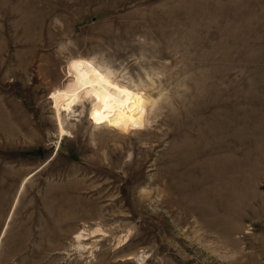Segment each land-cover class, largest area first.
Wrapping results in <instances>:
<instances>
[{"label": "rangeland", "instance_id": "374dc122", "mask_svg": "<svg viewBox=\"0 0 264 264\" xmlns=\"http://www.w3.org/2000/svg\"><path fill=\"white\" fill-rule=\"evenodd\" d=\"M258 1L0 0V264H264ZM76 57L140 92L129 127L60 134Z\"/></svg>", "mask_w": 264, "mask_h": 264}, {"label": "bare ground", "instance_id": "6f19581e", "mask_svg": "<svg viewBox=\"0 0 264 264\" xmlns=\"http://www.w3.org/2000/svg\"><path fill=\"white\" fill-rule=\"evenodd\" d=\"M261 3V0L257 3L259 8ZM261 26L262 22L259 18L258 31L261 30ZM68 78L67 83L50 93L61 135L68 132L61 125V114L67 112L70 115L74 107H80L85 102L91 104V117L95 123L117 129H126L131 125L141 100L138 90L119 83L109 70L102 68L91 59L82 57L72 58L69 61ZM83 231L77 232L74 238L78 242V247L84 249L81 241L86 240L87 235L102 232V229L95 228L88 234ZM122 241L119 239L117 244ZM129 259L130 256L124 260ZM143 260L144 256L140 255L138 262L141 264Z\"/></svg>", "mask_w": 264, "mask_h": 264}]
</instances>
